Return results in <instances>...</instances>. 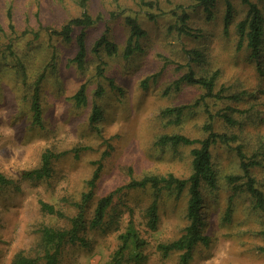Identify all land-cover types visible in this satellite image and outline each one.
<instances>
[{"label":"rangeland","instance_id":"374dc122","mask_svg":"<svg viewBox=\"0 0 264 264\" xmlns=\"http://www.w3.org/2000/svg\"><path fill=\"white\" fill-rule=\"evenodd\" d=\"M144 1L155 4L87 0L90 14L100 18L86 28L88 53L80 68L73 60L79 27L70 40L52 33L81 13L79 0H0V173L14 181L0 187V264H11L20 252L37 255L43 226L70 227V218L78 212L75 203L86 191V181L99 160V177L84 212L85 228L79 233L87 244L65 242L60 264H112L120 235L129 229L145 240L139 249L142 264H264V210L256 206L252 194L240 184L242 180L236 182L237 188L228 181V176L242 174L234 150L240 144L247 155L260 153L251 174L264 193V37L259 60L250 57L245 42L238 46L236 24L247 11L241 0H232L233 18L227 31L225 0H216L210 11L194 0ZM251 1L258 2L264 12V1ZM181 6L188 13L189 33L171 27L178 21L172 10ZM121 9L125 12L119 13ZM111 12L118 15L111 17ZM147 12L155 18L150 19ZM126 14L136 16L146 31L139 39L140 49L128 56L123 53L129 34ZM105 31L118 46L114 55L103 48L92 51ZM190 69L196 76L216 72L215 91L221 89V96L200 100L204 93L200 85L174 86ZM41 72L42 121L36 124L31 93ZM81 84L86 86L87 102L78 105L72 95ZM98 87L103 92L96 97ZM230 94L239 98L223 96ZM94 102L102 111L101 134L89 122ZM175 106H186L179 117L164 112ZM222 110L235 122L220 119L216 113ZM208 112L214 114L210 120L216 131L236 134L237 139L211 147L217 186L203 188L201 208L202 233L208 241L198 242L187 262L181 260L180 250L163 254L157 248L160 242L178 238L189 222L187 187L178 194L175 190L161 192L156 230L148 226L145 215L152 200L148 188L116 193L104 223L88 227L97 199L131 177L172 173L187 178L193 145L161 144L158 138L173 133L203 138ZM102 137L109 139V148ZM47 148L60 153L53 159L51 175L42 180L23 178L21 171L39 166ZM105 150L109 153L102 156ZM40 200L52 203L64 216L43 211ZM135 251L129 245L121 264H133Z\"/></svg>","mask_w":264,"mask_h":264},{"label":"trees","instance_id":"16d2710c","mask_svg":"<svg viewBox=\"0 0 264 264\" xmlns=\"http://www.w3.org/2000/svg\"><path fill=\"white\" fill-rule=\"evenodd\" d=\"M143 5L153 7L155 3L152 1L140 0ZM197 5L202 6L206 11H210L216 3V0H194ZM247 5V11L243 19H241L237 24V33L239 36L238 46H241L245 42L246 47L249 49L250 57L259 60L261 54V48L263 45L264 37V12L259 6L258 2L251 0H241ZM259 2L264 0H258ZM79 5L81 7V13L78 16L70 18L66 21L60 29L52 30L53 34L62 36L65 40H70L72 37V32L75 27H79V32L75 37L77 44V53L73 57V60L77 63L80 68L84 67V63L88 53V47L86 43V28L93 25L97 20H99L100 15L93 16L90 14L87 7V0H79ZM181 9H173L172 13L178 18V21L174 23L172 28H175L179 33H189V29L186 26V20L188 18L187 11L180 7ZM179 10V11H178ZM234 11V6L232 0H225V16H224V30L227 31L229 23L232 20ZM125 12V9H121V12ZM111 17H116L118 13L111 12ZM150 19H154L155 15L151 12H147ZM9 18V28L14 29L12 23V15L8 11ZM124 21L129 29L128 38L124 47V55L128 56L133 53L134 50L140 49L139 39L142 38L146 31L138 22L136 16L131 14H126L124 16ZM103 48L106 54L114 55L118 51L117 44L110 40L105 31L100 37H98L93 46V52H99ZM260 62L257 63L259 68ZM98 74L102 72L101 65L97 66ZM217 73L214 72L210 76H196L195 73L190 69L182 74L176 81H174V86H180L182 83L186 84H197L204 89V93L201 98L209 97H220L222 90L215 91V78ZM44 74L41 72L37 75L32 83V93H31V110L33 123L41 124L42 121V103L40 96L41 82ZM110 85L113 87L112 80L109 79ZM145 85V83H144ZM101 89L98 87L94 91L96 97L102 95ZM230 99L236 100L239 95L230 94L223 95ZM72 99L76 104L81 105L87 102V93L85 84H81L79 89L72 95ZM186 106H175L166 108L165 113L175 114L179 117ZM230 111H233L229 108ZM220 119L227 123H234L235 118L232 117L227 110L218 111L216 113ZM102 118V111L100 107L94 102L91 108V113L89 114V122L96 129L98 134H101L99 122ZM214 118V114L208 112V119L203 124V131L205 136L203 138H190L182 133L173 134H162L158 138V143L170 144L172 146L178 145H193L191 154V171L187 178H179L172 173L166 175L149 174L143 177L136 178L131 177L126 183L115 188L106 195L101 196L97 199L92 217L89 219L88 227L95 228L104 223L107 210L112 204L114 195L123 189H150L152 192V200L146 208V217L148 226L152 230H156L158 223V200L160 194L163 190L172 191L175 190L180 193L184 188L187 187L189 192V199L187 203V219L188 224L184 229V232L176 239L169 242H160L157 248L167 254L172 250H180L181 260L187 262L191 256L194 247L198 242L206 243L208 238L202 233V222H201V208L203 206V188L214 189L217 186V173L214 168L212 157H211V147L217 142L221 143H231L237 139L236 134H227L225 132H218L213 127V121L210 119ZM103 141L106 142L107 148H109L110 143L108 138L102 137ZM234 150L239 158V166L242 174L238 176H228V181L234 184L237 188L239 185L238 180H242L243 186L252 194L257 207L264 210V193L255 184V179L251 174V168L254 165H258L260 159V153H252L247 155L242 149L240 144H236ZM77 152V149H74ZM109 153L108 150L103 151L102 156ZM60 153H55L51 149L47 148L44 150L41 156V163L39 166L32 169H23L21 171V176L27 179L42 180L46 179L51 175L52 172V162L53 159L58 157ZM98 165L92 172L90 178L87 179L86 185L87 189L81 195L80 201L76 202L75 205L78 212L75 216L70 218L71 224L69 228L56 227V226H43L40 229V241L41 251L35 256H28L22 252L15 254L12 259L11 264H60L59 256L65 242H75L78 241L81 244L86 245V239L79 233L83 228H85L84 212L88 202L93 198L94 188L96 185V180L99 177V170L101 168V161H96ZM14 183L13 179L7 177L3 173H0V187ZM40 208L49 214H56L60 217L64 216L62 210L57 209L52 203L44 200H40ZM132 222V221H130ZM121 244L115 251L112 264H121L125 249L129 245H132L135 251L133 253V264H142L140 261L142 255L139 249L145 244V240L141 238L136 230L129 229L125 233L120 235Z\"/></svg>","mask_w":264,"mask_h":264}]
</instances>
